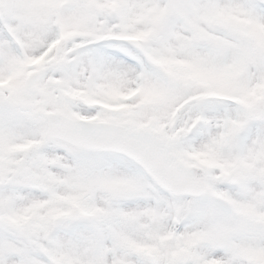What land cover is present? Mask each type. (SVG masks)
<instances>
[{
	"label": "snow or ice",
	"instance_id": "snow-or-ice-1",
	"mask_svg": "<svg viewBox=\"0 0 264 264\" xmlns=\"http://www.w3.org/2000/svg\"><path fill=\"white\" fill-rule=\"evenodd\" d=\"M0 264H264V0H0Z\"/></svg>",
	"mask_w": 264,
	"mask_h": 264
}]
</instances>
